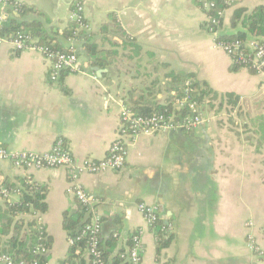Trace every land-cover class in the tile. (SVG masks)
<instances>
[{
	"label": "crops",
	"instance_id": "0c3cea01",
	"mask_svg": "<svg viewBox=\"0 0 264 264\" xmlns=\"http://www.w3.org/2000/svg\"><path fill=\"white\" fill-rule=\"evenodd\" d=\"M17 1L42 12L27 18L46 20L47 27L59 31L58 41L78 52L81 70L65 71L53 82L52 63L43 54L0 45V144L42 153L63 138L78 160H101L131 99L167 104L186 81L205 84L213 91L201 104L202 109L208 106V124L140 135L129 144L125 167L82 171L80 183L100 200L103 236L106 242L114 237L111 257L141 231V264H264L249 243L253 235L264 245V142L258 130L264 117V83L248 68L232 69V58L207 29L200 1L83 0L90 29L88 38L80 39L62 37L75 0ZM262 3L235 0L222 32L239 29L231 26L236 7L252 10ZM87 39L114 53L109 65L90 63ZM223 108L245 112L244 128H229L219 112ZM257 111L256 119L248 120ZM26 181L48 188L47 210L13 214L10 207L20 194L0 195L1 247L6 249L14 235L27 236L28 227L20 220L36 219L35 232L41 225L50 240L45 264H61L71 248L65 216L80 208L70 171L19 169L0 159L1 184L19 187ZM141 202L157 206L169 224L172 239L160 252L155 229L139 209ZM82 257L89 261L87 251Z\"/></svg>",
	"mask_w": 264,
	"mask_h": 264
},
{
	"label": "built area",
	"instance_id": "2783aa9c",
	"mask_svg": "<svg viewBox=\"0 0 264 264\" xmlns=\"http://www.w3.org/2000/svg\"><path fill=\"white\" fill-rule=\"evenodd\" d=\"M202 8L207 14V29L214 36L216 44L222 48L231 58L233 63L245 65L258 74L264 83V36L262 38L249 36L246 40L236 39L233 41H219L223 33V21L228 7H219L216 0H199ZM227 6L232 7L235 0H224ZM20 3L17 0H0V45L9 43L18 52L33 49L43 54L52 63L50 79L58 82L65 71H80L79 57L74 47L67 51H56L51 47L41 44L37 38L32 37L23 30L15 32L12 36L2 34L3 27L7 21L6 9L12 7L18 12ZM213 12V13H212ZM70 21L75 22L79 28L88 30L89 24L85 19V5L83 0H75L70 13ZM198 88L194 82L188 80L184 83L180 92L174 95V109L172 111L156 112L143 115L135 112L129 106L123 107L117 135L110 145L107 156L101 160L85 158L78 160L67 147L63 138H58L53 147L46 152H34L28 150H12L0 144V159L10 161L16 168L31 170L43 168L66 167L73 181V193L76 195L80 205L85 208L89 221L82 230L81 235L76 238L69 237L70 245L83 238H88L87 252L91 258V264H106L104 251L100 246L103 232V216L99 210L100 200L91 192H88L80 183L82 171L93 173L107 170H119L125 167L129 155V144L140 135L158 134L163 131L185 130L190 131L196 127L208 124L211 119L204 114L200 102L197 100ZM185 110L184 113L180 112ZM19 187H9L0 183V195L9 198L12 194H20ZM139 209L146 223L154 228L161 214L155 205L141 202ZM253 225V221L249 222ZM37 244L34 253L48 255L50 246L44 228L37 227ZM115 236H118L115 233ZM251 249L259 256H264V249L256 244L252 236L249 237ZM144 253V243L141 231L131 235L130 244L120 253L123 263L141 264ZM0 264H27L25 260L16 261L15 258L0 250ZM32 264H39L35 259Z\"/></svg>",
	"mask_w": 264,
	"mask_h": 264
},
{
	"label": "trees",
	"instance_id": "16d2710c",
	"mask_svg": "<svg viewBox=\"0 0 264 264\" xmlns=\"http://www.w3.org/2000/svg\"><path fill=\"white\" fill-rule=\"evenodd\" d=\"M216 2L221 8H231L225 4L224 0H216ZM6 13L7 21L3 27L2 34L10 37L15 32L23 30L32 37L37 38L39 43L47 45L56 51H67L70 49V47L63 45L58 41L57 35L59 31H54L55 28L53 26L47 27L45 25L46 20H42L40 18H27L30 13L38 14V16L42 14V12L35 7L19 4L18 12H16L12 7H8L6 9ZM224 23L225 22L223 21V26ZM206 25H208V22ZM231 26L233 29H239L233 33H222L218 38L219 41H233L236 39L246 40L249 36L262 38L264 36V3L254 7L252 10H248L244 7H236L231 16ZM86 31L88 30L81 29L75 22L70 21L68 27L63 30L62 37H65V39H80L82 37H87ZM86 50L87 58L93 66L105 67L109 65V58L114 55V53L112 54L109 50L100 49L98 44L90 42L88 39ZM244 67L245 65L237 63H233L232 65V69L236 71ZM194 86L198 88L197 100L200 104H202L203 98L206 95L213 93L211 89L206 88L205 84L202 86V84L194 82ZM177 92H180V89ZM130 103L129 107L131 109L143 115H150L152 113L163 111H172L174 109V98L167 104L160 103L158 101H148L142 98L139 100L131 99ZM180 112L184 113L185 110H181ZM258 130L261 132V137L259 139L264 142V117H262L261 121L258 123ZM19 188L21 190L20 200L18 203L12 204L10 207L13 214H18L19 212L29 213L30 211L36 214L43 213L47 210L46 193L48 188L46 186L32 181H26L22 183ZM88 221L89 217L86 214V210L80 205L79 210L75 214L65 216L64 228L67 230L69 237L76 238L81 235L82 230ZM20 222L22 225H27V236L18 238L17 235H14L11 239V243L6 249H2L0 243V250L11 254L16 261L25 260L27 264H32V262L37 259L39 264H45L49 255H39L34 253L38 234L34 229L36 219H30L28 221L23 220V222L20 220ZM154 229L158 243V252H160L163 248L170 244L172 234L169 232V224L161 217L156 223ZM46 237V241L50 246V240L47 235ZM113 240L114 237L111 236L106 242L102 232L100 246L104 251L103 255L106 264H128L123 263V259L120 257V253L124 252L125 249L121 250L116 256L111 257L110 250L113 248ZM106 246L109 248H106ZM87 248L88 238H83L78 241L76 245L71 246L68 258L61 264H91V258H89V261L86 262V260L82 257V253L84 250L87 251Z\"/></svg>",
	"mask_w": 264,
	"mask_h": 264
},
{
	"label": "rangeland",
	"instance_id": "374dc122",
	"mask_svg": "<svg viewBox=\"0 0 264 264\" xmlns=\"http://www.w3.org/2000/svg\"><path fill=\"white\" fill-rule=\"evenodd\" d=\"M202 106V105H201ZM206 106V105H205ZM217 106V105H216ZM216 106H214L213 108L215 109L216 108ZM208 107V106H207ZM207 107H203V111H204V113L205 112H207ZM212 108V109H213ZM215 110H217V108L215 109ZM219 112H221V114H223V116H225L226 118V121H227V123H228V125H229V128H231V126L233 127V128H238V129H243L244 128V126H243V123L246 121L244 118H243V114L245 113V112H238V113H236V111H231V110H229L228 108H223V109H221ZM261 112V111H260ZM259 111H257V112H251L250 113V115H247L248 116V120L251 118V117H253V118H255L256 119V117L258 116V113H260ZM234 119V120H233ZM251 124H255V123H251ZM254 126V125H253ZM257 126V125H256ZM200 127V126H199ZM248 130V129H247ZM263 234H264V230H263ZM256 241V244L258 245V246H260V247H262L263 249H264V245L261 243H259L257 240H255ZM256 253V252H255ZM256 255L258 256V254L256 253ZM261 257V256H260ZM262 259H264V256L263 257H261Z\"/></svg>",
	"mask_w": 264,
	"mask_h": 264
}]
</instances>
